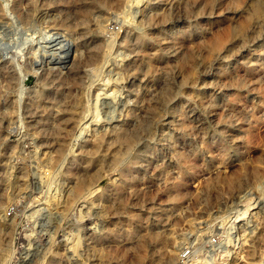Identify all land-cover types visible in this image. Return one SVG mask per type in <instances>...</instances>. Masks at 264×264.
<instances>
[{"label":"rangeland","instance_id":"rangeland-1","mask_svg":"<svg viewBox=\"0 0 264 264\" xmlns=\"http://www.w3.org/2000/svg\"><path fill=\"white\" fill-rule=\"evenodd\" d=\"M259 2L0 0V264H264Z\"/></svg>","mask_w":264,"mask_h":264},{"label":"bare ground","instance_id":"bare-ground-1","mask_svg":"<svg viewBox=\"0 0 264 264\" xmlns=\"http://www.w3.org/2000/svg\"><path fill=\"white\" fill-rule=\"evenodd\" d=\"M210 1V0H209ZM89 7V6H88ZM88 9H90V8H88ZM88 13V12H87ZM250 14L244 19V21L239 25L238 24V27L237 28H239L238 29V33L239 34H246L247 32H248V30H249V28L251 27V26H253V24H255L257 21H260L261 19H264V2H259V3H255L254 4V6L252 7V10H251V12H249ZM244 18V17H243ZM236 28V29H237ZM233 31V30H232ZM235 31V30H234ZM232 32H230V34H231ZM233 33H236V32H233ZM232 33V34H233ZM229 33H228V35H230ZM231 34V35H232ZM226 36H228L227 34H225ZM224 35V36H225ZM234 35V34H233ZM221 36H223V35H221ZM221 36H219L220 38V40H217L216 38H218L217 36H216V40L217 41H214V40H212L213 42H211V43H213V44H211L210 46L212 47V49L214 50V52L216 51V50H222L221 48L224 46V43H225V40H228V39H222L221 38ZM225 36V38H229V36L228 37H226ZM227 44V43H226ZM95 49V48H94ZM212 51V50H211ZM217 52V51H216ZM94 53V52H93ZM96 56V55H95ZM190 56V55H189ZM187 58L189 59V58H191V57H188L187 56ZM187 60V59H186ZM192 60V59H191ZM189 61H190V59H189ZM188 63V62H187ZM190 64H191V61H190ZM183 65V64H182ZM185 66V65H184ZM74 67H76V66H74ZM191 69V68H190ZM189 73V72H188ZM188 73H186V74H188ZM190 76V75H189ZM189 78V77H188ZM189 80V79H188ZM165 86V85H164ZM170 88V87H169ZM169 88H168V86L166 87V89H165V91L163 92L164 94H161V96L164 98L165 96H166V94H168V92H169ZM170 95V94H169ZM160 96V97H161ZM164 100H166V99H164ZM160 103V102H159ZM161 104V103H160ZM156 107V106H155ZM154 107V108H155ZM156 110H157V108H156ZM147 111V110H146ZM153 111V110H152ZM155 111V110H154ZM149 114H150V112H149ZM147 117V116H146ZM154 117V116H153ZM95 119H97V118H95ZM68 120V119H67ZM69 121V120H68ZM148 124H150V123H148ZM137 125H139V124H137ZM145 125V124H144ZM149 126V125H148ZM144 127V126H143ZM136 128V127H135ZM135 128H133L134 130H135ZM140 128V127H139ZM145 128V127H144ZM132 129V130H133ZM130 132V131H129ZM128 132V130H127V132H124V133H122V134H118L117 135V138L119 139V142H121L122 144H124L126 147L128 146V145H130V143L134 140L133 139V137H134V135L132 134V131H131V133H129ZM137 132V131H136ZM141 132L142 131H140V134H141ZM135 133V132H134ZM137 134H139V133H137ZM133 135V136H132ZM102 139V138H101ZM116 141V140H115ZM118 142V143H119ZM101 143V142H100ZM117 143V142H116ZM121 146H123V145H121ZM126 147L124 148V149H126ZM130 147V146H129ZM120 148V147H119ZM128 149V148H127ZM118 150V149H117ZM119 151V150H118ZM127 151V150H126ZM125 155V154H124ZM119 157L120 156H118V155H116L115 157H112V163L114 164V163H119V161L122 159H119ZM116 165V164H115ZM95 173V172H94ZM97 174V173H96ZM96 174H95V176H96ZM94 175H92L90 178L92 179V178H94L95 177ZM95 179V178H94ZM93 179V180H94ZM238 181V180H237ZM80 187L79 188H81L82 186L81 185H79ZM78 188V189H79ZM77 189V190H78ZM82 189V188H81ZM81 189H79V190H81ZM83 190V189H82ZM80 192V191H79ZM79 194V193H78ZM241 202V204L239 205L240 207H242L243 209L240 211V212H235L234 214V216H232L233 218V222H238V221H240V220H242V219H244V217H245V215H246V213H247V211L249 210V207H250V203H249V200H247V199H245V200H243V201H240ZM121 206V205H120ZM159 237V236H158ZM157 237V238H158ZM156 238V237H155ZM160 238V237H159ZM158 238V239H159ZM153 238H151V240H152ZM156 240V239H155ZM145 241H147V240H145ZM158 241V240H157ZM162 241V240H161ZM142 242L144 243V241L142 240ZM141 243V242H140ZM146 243H148V242H146ZM145 243V244H146ZM144 244V245H145ZM142 245L143 244H141L140 246L142 247ZM140 246H138V248L140 247ZM146 246V245H145ZM140 249V248H139ZM142 249V248H141ZM141 252V256H143L142 254H144L143 252H142V250H140ZM146 256H147V253L145 254ZM144 255V256H145ZM144 256L143 257H140V259H138L139 260V262H140V260L141 259H145L144 258ZM139 258V257H138ZM143 261V260H142ZM141 261V262H142ZM137 262V261H136ZM140 262V263H141ZM139 263V264H140ZM136 264H138V263H136Z\"/></svg>","mask_w":264,"mask_h":264}]
</instances>
